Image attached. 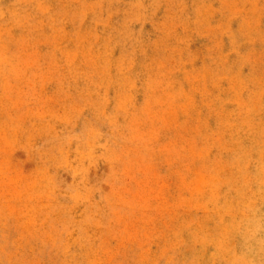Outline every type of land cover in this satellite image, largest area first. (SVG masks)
<instances>
[{"label": "rangeland", "instance_id": "obj_1", "mask_svg": "<svg viewBox=\"0 0 264 264\" xmlns=\"http://www.w3.org/2000/svg\"><path fill=\"white\" fill-rule=\"evenodd\" d=\"M0 264H264V0H0Z\"/></svg>", "mask_w": 264, "mask_h": 264}]
</instances>
